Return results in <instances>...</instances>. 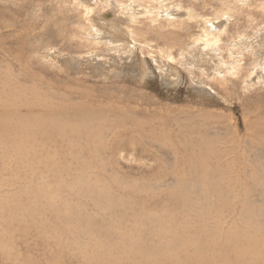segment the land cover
<instances>
[{"label":"rangeland","instance_id":"1","mask_svg":"<svg viewBox=\"0 0 264 264\" xmlns=\"http://www.w3.org/2000/svg\"><path fill=\"white\" fill-rule=\"evenodd\" d=\"M0 73V93L37 90L101 120L58 146L0 130V264H88L102 245L139 254L161 216L209 215L226 232L245 215L264 237L262 142H245L240 163L227 153L264 114V0H0ZM192 126L219 155L208 184L183 154Z\"/></svg>","mask_w":264,"mask_h":264},{"label":"bare ground","instance_id":"2","mask_svg":"<svg viewBox=\"0 0 264 264\" xmlns=\"http://www.w3.org/2000/svg\"><path fill=\"white\" fill-rule=\"evenodd\" d=\"M16 80H18V79H16ZM0 82H3V81H0ZM11 85L12 84H10V88L12 87ZM16 85H18V84H16ZM21 88L19 90L13 89V91H10V92H6L7 91L6 90V91L0 93V130H2L4 132H8L9 136L18 135L24 139L39 141L40 143L46 142L47 143L46 145L53 143V141H55V145H56L58 143L57 141L65 142V141H69V140H72L75 142H76V140H78L77 142L79 143V141L82 138H85V136L89 135L90 129L93 131L94 126L99 127L98 123L101 122L100 115H98V114L92 115L91 114L90 116H88V113L83 109L82 105H80L81 111L76 110V108H74V106L71 107V106H67L66 104L58 105V104L54 103L49 98V96L47 94H41L37 90L34 91L35 93H37V95L29 98L28 89L24 90L25 92H21L22 91ZM65 90H66V88H65ZM77 91L80 92V91H88V90L86 88L82 87V89H78ZM38 96L42 99H39ZM20 110L25 111L27 113V115L26 116L20 115L19 114ZM16 112L18 114H16ZM102 114L104 117H106V115L104 113H102ZM251 117L254 118L253 119L254 121L249 122V125L247 127V131L249 134V140H248V136L246 138H243V135L240 133L242 136L238 135L237 138L231 139L230 142L232 143V146H231V148L227 149L228 154L234 153L236 155V161H238V163H240V160L244 159V157H242L243 152L249 151L248 146L245 147V150H243L244 149L243 146H244L245 142L248 143L249 146L251 145L250 147H257L259 145V141H261L262 146L264 147V141L262 140L264 138V114H262L260 116H251ZM58 123H59V126L57 125ZM100 127H101V125H100ZM95 131H94L95 135L92 136L94 138H98V137L101 138V137L105 136L106 133H108L106 131L105 127L98 128ZM189 131H190V133L188 135H186L185 139H184L185 143L183 144V148H182L183 152H184L183 154L185 155V153H187V156L192 160V162L188 166L190 167L189 169H191V171L194 174L202 172V176L199 180V183L200 184H204V183L208 184L209 182L204 180L203 177L206 174H208V170H210L214 166V164L217 163V161L219 162L218 152L209 144L211 140L208 141V140L203 139V137L208 133L207 131L202 130V128H197V127L195 128L194 126H192V129ZM193 134H197V135H199V137L198 138L193 137ZM245 134H247V133H245ZM204 138H206V137H204ZM6 139H8V138H6ZM85 140L88 141L87 138H85ZM14 141H15V139H14ZM233 143L235 146L233 145ZM56 146H58V145H56ZM8 147H9V145H8ZM89 147H91V146H89ZM235 147H236V149L232 151V149H234ZM44 148H45V146H44ZM37 149H38V147H37ZM69 149L67 151H69ZM11 150H12V148H11ZM80 151H82V149ZM253 152H254V150H253ZM64 155H65V153H64ZM262 156L264 157V153L262 154ZM56 159H57V157H56ZM66 159H68V158H66ZM215 159H216V161H215ZM45 160H47V159H45ZM77 160H78V158H77ZM35 161H36V159H35ZM41 161L43 162V160H41ZM95 162H96V160H95ZM53 163H54V161H53ZM185 163H186V161H185ZM12 166H13V164H12ZM17 166H19V165L17 164ZM56 166H57V164H56ZM73 166L74 165L72 164V166H71L72 169H73ZM8 168L10 169V167H8ZM56 170H57V168H56ZM191 171H190V173H191ZM183 174H187L185 172V170H184ZM97 175H98V173H97ZM16 176H15V178H16ZM78 176H80V175H78ZM105 176H107V175H105ZM27 177H28V175H27ZM216 177H218V176L213 175V181L215 180V183H216ZM52 180H53V178H52ZM78 181L80 183V180H78ZM108 182H110V181H108ZM187 182H190V181L184 180V182H183L184 187L189 185V183H187ZM186 183H187V185H186ZM5 184H3V185H5ZM84 184H86V183H84ZM107 184L108 183H106V185ZM81 185H83V182L81 183ZM81 185H79V186H81ZM245 186H246V184H245ZM245 190H246V188H245ZM53 191H54V189H53ZM76 191H77V189H76ZM79 191H81V190H79ZM72 193H73V191H72ZM74 193H76V192H74ZM131 194H133V193H131ZM217 194L218 193H216V195H215V193H214V197L217 196ZM180 197H182V194H180ZM185 197H187V195H185ZM155 199H157V198H155ZM172 201H174V200H172ZM137 204H138V202H137ZM203 204H204V202H203ZM232 205L235 206L234 203ZM138 206H141V204ZM178 207L180 208V206H178ZM177 213H179V212H177ZM67 216H70V215H67ZM205 217L209 219L208 220L209 222L204 221L205 219H202V216H196V217H191V218L186 217L187 220L185 222V225H181V224H179L178 221L175 220L174 216L173 217L168 216V221L164 220V219H166V217L161 216V219H163V221L156 223L158 225L157 229L154 228L150 234V236H152L153 239L149 238L147 240V238L146 239L142 238V240H139V241L134 243L136 248H138V249L147 248L146 250L141 251V253H139V254L134 253L135 255H130L125 250L118 252L117 247L109 248V247H105L102 245L103 249H100V246H93V247H91V252H92L93 256H95L99 259H97V258H96L97 260L87 259L88 264H117V252L121 255V259H120L118 264H264V237L262 236L263 235L261 233L262 231H261V229L257 230V228H256V231H254V229H250L251 225H248V222L246 221L245 215L240 220L241 228H243V229H240V231H239V230H236L235 228H233L232 230H227L226 232H224L225 225L222 222L217 223L214 220L212 221V219H210L209 215L205 216ZM137 218H139V217H137ZM128 223H130V222H128ZM116 224H117V222H116ZM73 225H74V223H73ZM77 231H78V229H77ZM85 234H86V232H85ZM132 234H135V233H132ZM131 236H129V237H131ZM139 237L140 236H138V238ZM82 239H84V238H82ZM86 241H87V239H86ZM120 241L123 242V240H120ZM94 242H97V241H94ZM127 245H129V244H127ZM98 254H100L101 257Z\"/></svg>","mask_w":264,"mask_h":264}]
</instances>
